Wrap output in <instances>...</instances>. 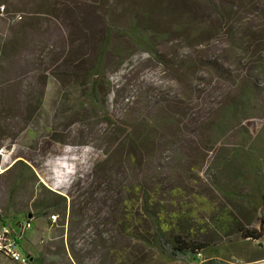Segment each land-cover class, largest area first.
I'll return each mask as SVG.
<instances>
[{
  "label": "rangeland",
  "instance_id": "rangeland-1",
  "mask_svg": "<svg viewBox=\"0 0 264 264\" xmlns=\"http://www.w3.org/2000/svg\"><path fill=\"white\" fill-rule=\"evenodd\" d=\"M44 1L0 0V218L22 234L24 255L43 264H122L121 254L136 247L120 230L124 210L142 185L190 214L193 237L212 245L190 263L154 251H141L146 259L139 261L135 251L128 264H264V239L245 240L237 231L258 230L261 215L246 198L252 175L235 157L257 148L264 192V75L256 117L224 135L212 130L234 96L241 56L215 9H231L232 25L264 34L263 0H46V9ZM135 21L154 33L159 58L123 33ZM108 29L93 91L86 72ZM159 121V149L136 152L133 160L128 151L113 156L119 141L109 138L118 125L124 123L123 138L125 123ZM18 161L35 177L11 198ZM39 184L67 198L66 216L32 218ZM222 214L229 219L225 234L212 223ZM27 220L31 230L22 232Z\"/></svg>",
  "mask_w": 264,
  "mask_h": 264
},
{
  "label": "trees",
  "instance_id": "trees-1",
  "mask_svg": "<svg viewBox=\"0 0 264 264\" xmlns=\"http://www.w3.org/2000/svg\"><path fill=\"white\" fill-rule=\"evenodd\" d=\"M250 3H257L258 0H243ZM261 8L264 7V0ZM0 7H5L0 3ZM216 18L219 23L226 24L234 31V46L237 53H240L237 68L240 69L237 82L234 84V96L228 98L227 103L220 108L217 115L216 124H212V130L218 135H224L226 130L234 126H239L246 121H250L258 114V100L263 95L261 88V75H264V57L260 48L264 47V34L261 32H253L251 26H244L241 22L239 25H232V10L231 9H215ZM259 17L264 22V10L259 13ZM236 23V22H235ZM231 24V25H230ZM264 30V29H263ZM112 31L108 29L105 36V43L102 50L98 53L97 59L90 69L86 72V78L89 80V85L94 91L96 85L94 79L101 74V65L103 62V54L106 51ZM137 47L147 52L155 58H159L156 47L153 45L151 36L155 37L150 28H146L135 21L132 26L123 32ZM220 34V30L217 32ZM243 57V58H242ZM244 60V61H243ZM246 61V62H245ZM245 63V64H244ZM246 69V70H244ZM241 74V75H240ZM94 78V79H93ZM129 128L125 136L122 138V133L125 131L118 125L111 138L112 145L117 143L113 156L121 157L128 151V160L132 159V155L136 152L140 154L146 148H160L158 144L160 129L165 125V122H143L128 124ZM241 138L246 142V132L241 133ZM248 150L242 149L236 152L237 160L248 167L252 181L248 184L250 194L246 197L253 203L254 207L260 213V228L258 230H243L239 228L237 231L241 233L243 239L260 241L264 239V192L262 190V160L257 156V148L249 146ZM245 148V147H243ZM18 169L16 186L11 190V198L16 192V188L26 183H30L35 177L32 169L22 161H18L15 165ZM42 192L41 199L36 200L32 204V218L45 217L52 213H57L66 216L68 204L67 198L62 196L46 186L39 184ZM133 200L131 207L124 210L120 230L124 236L132 239L136 243L135 250L127 256L121 254L122 264H128L137 252L136 259L143 261L146 256L140 255L141 251H154L160 256L173 262L183 261L190 263L191 256L198 255L203 250L212 245L211 242H199L193 237L192 216L187 213L177 211L176 206L168 207L164 200L161 199L162 192L153 190L149 192L144 186H136L131 193ZM140 199V201H139ZM138 202V203H137ZM140 202V204H139ZM137 203V204H136ZM127 207V206H126ZM169 208V209H168ZM135 211V212H134ZM219 219L213 220L217 230L221 234H225L229 225L225 214L219 216ZM29 258V257H28ZM31 264H43V260L39 258H29ZM206 264H225L218 260H210Z\"/></svg>",
  "mask_w": 264,
  "mask_h": 264
},
{
  "label": "built area",
  "instance_id": "built-area-1",
  "mask_svg": "<svg viewBox=\"0 0 264 264\" xmlns=\"http://www.w3.org/2000/svg\"><path fill=\"white\" fill-rule=\"evenodd\" d=\"M0 9L4 11V7ZM56 220L57 217L53 216L52 221L55 222ZM19 228L22 232L31 230V221L23 222ZM20 237V233H17L7 225H2L0 227V254L14 264H31L29 258L20 250Z\"/></svg>",
  "mask_w": 264,
  "mask_h": 264
},
{
  "label": "crops",
  "instance_id": "crops-1",
  "mask_svg": "<svg viewBox=\"0 0 264 264\" xmlns=\"http://www.w3.org/2000/svg\"><path fill=\"white\" fill-rule=\"evenodd\" d=\"M50 1V0H49ZM48 3L49 2H46V0L44 1V2H42V4L44 5L42 8H44V9H46V8H49V7H47L46 5H48ZM29 25V24H28ZM3 219L2 218H0V227L2 226V225H4L3 224ZM17 232V231H16ZM18 233V232H17ZM22 240V234H21V237H20V240H19V244H20V241ZM1 258H5L4 256H2L1 254H0V262L2 261L1 260Z\"/></svg>",
  "mask_w": 264,
  "mask_h": 264
}]
</instances>
